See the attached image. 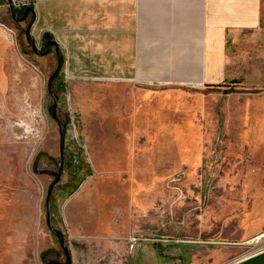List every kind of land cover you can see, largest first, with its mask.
<instances>
[{"label": "rangeland", "instance_id": "obj_1", "mask_svg": "<svg viewBox=\"0 0 264 264\" xmlns=\"http://www.w3.org/2000/svg\"><path fill=\"white\" fill-rule=\"evenodd\" d=\"M30 18L17 28L9 7L0 12V22L12 30L27 67L24 108L0 113V135L23 144L26 169L39 176L32 166L40 152L56 163L42 158L39 169L57 171L60 163L59 128L48 113L53 101L47 89L57 59L54 53L32 54L25 37ZM34 40L44 51V43ZM240 45L238 54L248 63L236 66L240 80L235 87L180 94L164 104L138 96L136 112L122 119L124 105L113 88L74 80L65 65L54 82L59 119L69 117L70 123L68 166L53 195L74 194L85 183L100 211H112L119 201L122 231L130 233L126 243L132 256L126 263L228 264L264 249V127L257 128L264 114L258 103L249 112L235 101L237 88L264 93V40L251 37ZM13 146L16 151L13 144L10 150ZM73 159L80 164L74 167ZM10 162L14 166L17 159ZM41 176L49 186L53 178ZM56 214V228L77 254L75 264H103L101 254L114 241L98 234L76 238L63 223L60 208ZM54 239L52 250L64 262Z\"/></svg>", "mask_w": 264, "mask_h": 264}, {"label": "crops", "instance_id": "obj_2", "mask_svg": "<svg viewBox=\"0 0 264 264\" xmlns=\"http://www.w3.org/2000/svg\"><path fill=\"white\" fill-rule=\"evenodd\" d=\"M14 2L22 10L19 16L28 7L34 9L33 39L43 43L48 34L57 41L70 78L116 91L124 105L120 119L136 112L138 96L164 104L180 94L235 87L234 81L240 80L236 66L248 63L238 54L241 41L264 40V0ZM6 6L7 0H0V12ZM12 34L0 22V113L22 110L27 90L26 61ZM239 89L235 101H242L249 112L258 103L263 115L264 93ZM257 123L258 129L264 127V118ZM10 144L18 146L17 152ZM22 145L0 135V264H45L59 257L52 250L55 237L46 227L48 185L44 177L28 173ZM15 158L13 166L10 160ZM58 194L53 195V217L60 208L63 223L76 238L98 234L114 241L101 254L103 264H128L130 233L122 231L121 203L113 202L112 211H100L85 183L74 194ZM70 252L75 264L77 254ZM228 264H264V249Z\"/></svg>", "mask_w": 264, "mask_h": 264}, {"label": "water", "instance_id": "obj_3", "mask_svg": "<svg viewBox=\"0 0 264 264\" xmlns=\"http://www.w3.org/2000/svg\"><path fill=\"white\" fill-rule=\"evenodd\" d=\"M7 4L9 7V12L11 15V18L13 22L16 25L25 23L29 20L30 16H32L30 19V22L28 23V26L25 31V37L28 45L31 48L32 54L38 56V57H46L52 53L55 54L57 59V67L53 75L48 80V93L53 101L52 105L50 106L48 113L49 116L57 123L59 128V135H60V163L59 168L57 171L52 170H41L39 169V163L42 158H47L56 163V160L51 158L48 153L46 152H40L37 157L34 160L32 171L36 175H47L51 178H53L52 182L49 184L45 199V207H46V227L48 231L57 239L59 246L63 252L65 261L60 262L58 260H51V261H44L45 264H72V256L71 252L69 250V247L67 245V242L65 240V236L63 232L55 227L53 224V193L56 188V186L61 182L62 176L66 170V142H67V129L68 125L70 123V118L67 117L65 122H62L59 119L58 115V107H59V96L55 93L53 84L56 81V79L59 77L60 73L62 72V69L65 65V59L64 55L62 53V50L57 43V41L50 38V35H45L44 40V51L40 50L37 46L36 41L33 39L31 35L32 27L35 22L34 18V9L32 7H28L25 9L23 16H19L17 13L16 5L14 0H7ZM79 162V159H76V163ZM75 163V164H76Z\"/></svg>", "mask_w": 264, "mask_h": 264}, {"label": "trees", "instance_id": "obj_4", "mask_svg": "<svg viewBox=\"0 0 264 264\" xmlns=\"http://www.w3.org/2000/svg\"><path fill=\"white\" fill-rule=\"evenodd\" d=\"M22 13V10H20V11H17V13ZM19 15V14H18ZM3 24H5V23H3ZM6 25V24H5ZM238 81H234V83H237ZM221 86H223V85H218L217 87H221ZM77 188H75V189H73L74 191L76 190ZM53 224L55 225V227H57V228H59L60 227V223H58V221H57V219L56 218H54L53 217ZM60 229V228H59ZM64 234V233H63Z\"/></svg>", "mask_w": 264, "mask_h": 264}, {"label": "flooded vegetation", "instance_id": "obj_5", "mask_svg": "<svg viewBox=\"0 0 264 264\" xmlns=\"http://www.w3.org/2000/svg\"><path fill=\"white\" fill-rule=\"evenodd\" d=\"M44 43V42H43ZM73 166L75 167L76 165H78V164H80V160H79V162H77L76 163V159H73ZM76 163V164H75ZM67 166H68V164L66 163V169H67Z\"/></svg>", "mask_w": 264, "mask_h": 264}, {"label": "built area", "instance_id": "obj_6", "mask_svg": "<svg viewBox=\"0 0 264 264\" xmlns=\"http://www.w3.org/2000/svg\"><path fill=\"white\" fill-rule=\"evenodd\" d=\"M12 31V30H11Z\"/></svg>", "mask_w": 264, "mask_h": 264}]
</instances>
